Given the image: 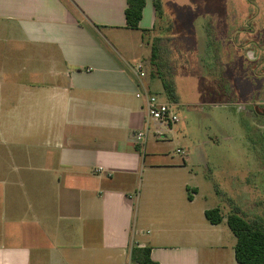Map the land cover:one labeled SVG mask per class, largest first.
I'll return each instance as SVG.
<instances>
[{
  "label": "crops",
  "instance_id": "1",
  "mask_svg": "<svg viewBox=\"0 0 264 264\" xmlns=\"http://www.w3.org/2000/svg\"><path fill=\"white\" fill-rule=\"evenodd\" d=\"M126 9L127 0H0V264H133L136 246L158 264H239L227 217L243 208L217 186L230 210L206 204L202 145L186 141L185 126L183 141L181 126L170 142L134 138L146 119L136 94L167 76L179 102L177 72L199 58L159 28L164 0H147L138 30ZM235 33L227 25L215 47L228 68ZM158 39L171 43L161 71ZM140 62L144 81L132 70ZM215 208L219 225L205 215Z\"/></svg>",
  "mask_w": 264,
  "mask_h": 264
},
{
  "label": "rangeland",
  "instance_id": "2",
  "mask_svg": "<svg viewBox=\"0 0 264 264\" xmlns=\"http://www.w3.org/2000/svg\"><path fill=\"white\" fill-rule=\"evenodd\" d=\"M164 1L166 16L158 21L159 28L176 32L190 59H200L177 72L181 124L174 129L187 127L186 141L200 143L210 161L209 170L205 166L206 204L230 210L219 187L243 208L244 217L264 221V0ZM227 25L236 31L230 37V45L236 46L228 54L233 62L229 68L215 51ZM152 92L166 99L159 79ZM178 133L183 141V127Z\"/></svg>",
  "mask_w": 264,
  "mask_h": 264
},
{
  "label": "trees",
  "instance_id": "3",
  "mask_svg": "<svg viewBox=\"0 0 264 264\" xmlns=\"http://www.w3.org/2000/svg\"><path fill=\"white\" fill-rule=\"evenodd\" d=\"M159 6V0H154ZM147 0H127L125 11L126 26L138 30L143 11ZM171 44L170 41L158 39L154 46V63L157 71H161L163 64H160L163 44ZM157 62V63H156ZM155 76V72L152 74ZM164 93L167 100L176 103L175 86L172 79L167 76H160ZM207 220L212 225H219L223 222L224 216L219 208L208 210L205 213ZM227 225L236 238L235 257L239 264H264V221L249 220L243 214L232 212L227 217ZM133 264H158L151 259V248L136 246L131 250Z\"/></svg>",
  "mask_w": 264,
  "mask_h": 264
},
{
  "label": "built area",
  "instance_id": "4",
  "mask_svg": "<svg viewBox=\"0 0 264 264\" xmlns=\"http://www.w3.org/2000/svg\"><path fill=\"white\" fill-rule=\"evenodd\" d=\"M132 70L140 81H144L147 77L145 62L136 64ZM136 97L145 99L146 119L145 128L135 133V141L138 144H145L152 136L156 140L170 142L173 139L174 128L180 123L177 105L159 99L148 88H143ZM176 152L179 155H185L182 149H177Z\"/></svg>",
  "mask_w": 264,
  "mask_h": 264
}]
</instances>
